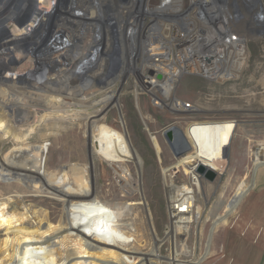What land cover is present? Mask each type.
<instances>
[{"label":"rangeland","instance_id":"1","mask_svg":"<svg viewBox=\"0 0 264 264\" xmlns=\"http://www.w3.org/2000/svg\"><path fill=\"white\" fill-rule=\"evenodd\" d=\"M109 1H115V8L110 4L106 8V2L109 3ZM129 1H133L134 4L130 5L129 9H122V12L121 8H118L121 18H115L116 5L125 6L124 4ZM208 1L211 2L206 0H95L96 4H100V9H97L99 17L102 18L104 15L103 18L109 21V30L114 33L117 26L121 24V34L124 33L122 37L117 36V40L113 43L112 46L116 49L112 48L111 53H115V56L110 55L111 60L108 63L110 65L108 67H111L115 76L118 74L120 61L125 62V73H121L123 77L116 83L119 87L115 86L119 108L108 107L107 122L116 128H122L120 117L122 118L124 128L142 160L139 187L121 188L111 169L101 161L96 162L95 186L100 198L108 202L121 201L132 208V214L126 221L134 219V225L138 226V235H140L138 237L140 240L134 246L135 251L128 246L132 255L130 259L133 262L144 256L146 261L149 259L148 261L154 264L158 261L160 264H173L171 259L175 247L177 259L183 262L193 259L199 264H264V164L253 169L254 163L264 162V0H230L226 12L222 9L213 10L212 15L216 12L219 14V21L221 18L225 20L226 17L228 27L214 34L211 42L206 41L205 33L208 30L204 28L205 25L200 24L201 15H207L203 12L206 9L205 6L215 8L218 2L225 3L226 0ZM238 1L242 4L240 11H234L231 3L235 5ZM67 2L69 0H0L1 44L32 21L25 17L26 13H32L41 5L44 8L49 5L61 8ZM76 2L81 8L85 5L84 7L96 9L93 6L94 0L91 2L77 0ZM18 7H21L19 13ZM165 9H168L169 13L164 12ZM76 13L73 14L74 18L79 16ZM125 19L131 25L125 24ZM54 22L59 23L60 19ZM185 22L187 24L191 22L193 26L190 33L200 37L194 44L196 47H190L192 42L187 38L189 26H184ZM65 30L69 32L68 28ZM227 33L233 34L234 38L240 36L243 42L244 48L241 52L243 63L240 69L234 71L233 64L231 65V61L234 62L238 57L236 51L239 46L236 45L228 56L229 61L226 65L221 60L217 62L219 67L227 66L233 76L218 81L202 73L184 72L177 80L173 92L177 101L185 105L184 110H174L166 105L159 107L154 103V98L164 99L163 92L153 88L151 93L154 91V95H152L139 86L136 73H139L141 65L137 57L143 42L152 41L156 47L165 43L170 49V56L175 64L172 65V70L177 69L179 55L187 54V51L192 57L197 58L202 66L208 67L212 66L214 61L213 54L208 50H211L212 46L221 48ZM182 35L185 36L183 40L174 41L172 38L173 36L182 38ZM160 40L163 44H158ZM106 58L109 59L107 55ZM28 59L29 57L23 56L15 60V65L26 66ZM154 76H156L154 79H160L157 75ZM191 122H200L195 123L197 125L203 122L232 124L229 132L225 127L219 129L225 137L220 148L212 146L210 150L201 154V159L217 172L212 181L203 176L199 177L200 175L194 172L196 160L185 166H173L177 159L191 152V146L184 133ZM80 123L81 120L70 127L68 122L45 124L40 120L31 131L21 130L23 138L21 142L33 144L42 141L45 145L43 159L48 172L69 160L83 162L87 154V142H85L83 127L79 125ZM233 123H235L234 128ZM170 126L178 128L189 145V149L178 156L168 143V137L163 134V131ZM232 129L233 132H231ZM207 132V129L197 131L201 134ZM229 136L228 146L226 140ZM213 143L219 145L220 139L215 138ZM224 145L226 148L222 150ZM6 151V148L2 149L0 156H4L8 152ZM15 168V174H21L24 171L23 175L27 171V168L19 163ZM130 169L134 177H137L132 164ZM165 169H168L172 175L174 186L178 188L183 185L191 186L196 199L195 204L201 208V216L198 220L187 223L186 230L185 227L173 234L169 233L171 222L168 193L163 179ZM190 170H193L200 181L198 189L193 185L194 177ZM23 181L22 184L26 182ZM22 184L11 178L0 179V197H9L12 203H17V217L6 227L0 225L2 254L11 252L9 247L14 236L12 232L14 228H20L26 231L25 233L41 234L45 230L58 232L57 230L65 227L67 214L60 200L50 197L45 192L29 194ZM245 188L247 190L237 201L234 210L215 224V220L224 214L225 210L235 202L236 197L239 196L238 193ZM122 191H124L123 195ZM147 214L152 218L151 221ZM64 235L66 232L63 229L50 239L54 254L57 256L64 255L65 250L72 249L71 238ZM25 238L27 239V236ZM154 246L157 247L158 253L150 255L149 250ZM185 248L189 250L188 254L184 251ZM21 254L28 258V249L22 250Z\"/></svg>","mask_w":264,"mask_h":264},{"label":"bare ground","instance_id":"2","mask_svg":"<svg viewBox=\"0 0 264 264\" xmlns=\"http://www.w3.org/2000/svg\"><path fill=\"white\" fill-rule=\"evenodd\" d=\"M76 1L69 0L61 8L54 5L46 8L41 7L42 5L38 6L32 13L25 15L27 19H32L30 23L15 33L12 38L2 44L0 42V151L4 148L8 151L4 156H0V179L11 178L19 184L25 180L26 182L22 185L29 194L48 193L50 197L60 200L67 214L65 227L57 230L58 232L45 230L41 234L37 232L33 234L27 232V234L20 228H14L12 230L14 236L10 241L11 245L9 244L11 252L2 254L3 252L0 251V264H154L148 261L149 259L146 261L144 256L134 262L130 259L132 255L129 248L135 251L134 246L140 240L139 228L134 225L135 220L126 221L132 214V208L121 201L108 202L100 198L95 186L97 161L105 163L111 169L121 188H137L141 183L142 160L124 128V121L120 117L122 128H116L107 122L108 107L119 108L115 86H118L116 83L123 77L121 73H125V62L120 61L118 74L115 76L111 67H108L110 66L108 63L111 60L110 55L115 54L111 53L112 48L116 49L112 46L113 43L117 40V36L122 37L124 33L121 34V24L117 26L114 33L109 30V21L103 18L104 15L102 18L99 17L97 9L100 4H96L95 0L93 6L96 9L84 7L85 5L81 8ZM114 2H106V8L110 5L115 8ZM206 2L211 1L206 0ZM132 4L134 2L129 1L124 4L125 6L116 5L117 11L114 12V17L121 18L122 9H129ZM229 4L230 0H226L225 3L223 1L219 9L226 12ZM241 5L240 1L235 4L240 8ZM118 8H121V12ZM205 8L203 12L207 15H201L200 24L206 26L204 28L208 31L205 33V38L206 41L211 42L213 35L227 28L228 24L226 17L225 20L221 18L219 21L217 12L212 15V11L216 8L211 6H205ZM75 12L78 13L79 18H74ZM164 12L169 13L168 9ZM56 19H60V22L55 23ZM125 20V24L131 25L127 19ZM186 22L184 26H189L187 38L191 40L192 48L200 37L190 33L193 25L191 22L188 24ZM65 28H68L69 32ZM145 43L143 42L137 57L141 65L139 73H136L137 80L142 90L151 93L153 88H157L158 91L163 92L164 99L154 98V103L159 107L166 105L174 110H184L185 105H181V102L173 96L175 84L184 72L202 73L218 81L233 76L225 65L236 45L239 46L236 51L238 57L235 63L231 61L233 70L238 71L243 63L241 52L244 46L241 37L234 38L230 33L224 37L221 48L212 46L211 50H208L214 56L212 66L208 67L202 66V63L200 64L198 59L192 57L187 51V54L179 55L177 69L172 70L174 62L171 59L169 47L165 45L156 47L154 42L149 41V50L145 51ZM150 53L156 55V61L150 59L152 55ZM23 56L29 57L27 65L17 67L15 60ZM220 60L225 62L223 67L217 66ZM158 74L160 79H154L156 77L154 75ZM153 93L154 91L151 94L154 95ZM40 120L45 124L68 122L70 127L81 120L79 125L83 127L84 139L87 142V154L84 161L69 160L48 172L43 159L45 145L42 141L33 144L21 142L23 139L21 130L31 131ZM195 123H189L184 131L191 146V152L177 159L173 166H185L196 160L194 172L196 166L203 165L217 175V172L201 159V154L210 150L212 146L220 148L225 137L219 129L225 127L229 132L232 124L203 122L197 125ZM234 126L235 123L233 128ZM167 129L170 130L176 156L189 149L182 132L179 134L174 126ZM202 129H207L208 132L197 133ZM230 136L226 140L228 146ZM215 138L220 139L219 145L213 143ZM225 148L224 145L222 150ZM18 163L27 168L23 175L24 171L21 174H15ZM131 164L136 170L137 177H134L131 172ZM263 164L264 162L254 163L253 169ZM190 172L194 177L193 185L197 189L200 188V181L193 170ZM171 177L168 169L163 170L169 199L168 211L171 222L169 233L173 234L185 227L186 230L187 223L198 220L201 216V208L195 204L196 199L191 186L183 185L178 188L173 185ZM246 190L247 188L238 193V197L240 198ZM0 200V225L6 227L17 217V203H12L9 197H0ZM235 206L236 202H233L224 214L215 220V224L231 213ZM147 216L151 221L150 215L147 214ZM63 229L66 232L64 237L71 238L72 249L65 250L64 255L57 256L54 254L50 239ZM174 248L171 263L199 264L193 259L185 262L178 260ZM27 249L28 258L21 254L22 250ZM156 249V246L150 248V255H157ZM184 251L186 254L189 253L187 248ZM157 264H160V261Z\"/></svg>","mask_w":264,"mask_h":264},{"label":"water","instance_id":"3","mask_svg":"<svg viewBox=\"0 0 264 264\" xmlns=\"http://www.w3.org/2000/svg\"><path fill=\"white\" fill-rule=\"evenodd\" d=\"M246 1V0H245ZM223 4V2H218L217 3V6L215 7L216 8V10H219V7L221 6ZM231 5H233V8H234V11H240V7H237V6H235L234 5V3L232 4L231 3ZM18 13H19V11H21V7H18ZM29 12H31V11H29ZM233 33V32H232ZM229 34V33H228ZM157 77L158 78H160V75L158 74L157 75ZM177 132L180 134V130L177 128ZM163 134H165L167 137H168V143L171 145V147H172V149H173V151L175 152V154H176V151H175V149H174V145H173V143H172V139H171V136H170V130H164L163 131ZM179 136V135H178ZM195 172L197 173V174H199L200 175V177L201 176H203L204 178H206V179H208V180H210V181H212V180H214V178L216 177V174H215V172H213L211 169H206V168H204V166L203 165H198V166H196V168H195ZM238 199H239V197H236V200H235V202L237 203V201H238ZM231 204V203H230Z\"/></svg>","mask_w":264,"mask_h":264},{"label":"built area","instance_id":"4","mask_svg":"<svg viewBox=\"0 0 264 264\" xmlns=\"http://www.w3.org/2000/svg\"><path fill=\"white\" fill-rule=\"evenodd\" d=\"M169 16H170V15H169ZM171 17H172V15H171ZM184 37H185V36L182 35V38H180V37H175V36H173L172 38L174 39V41H176V40H183ZM150 42H152V41H150ZM148 43H149V41L146 42L145 45H144V46H145V51H148V50H149V46L147 47ZM160 44H163V41L160 40ZM164 45H165V43H164ZM165 46H166V45H165ZM150 54H152L151 57H150V59H151L152 61H156V60H157L156 55L153 54V53H150ZM154 58H155V59H154Z\"/></svg>","mask_w":264,"mask_h":264}]
</instances>
